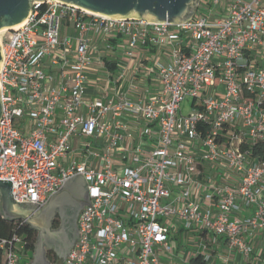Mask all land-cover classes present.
<instances>
[{
    "label": "built area",
    "instance_id": "2783aa9c",
    "mask_svg": "<svg viewBox=\"0 0 264 264\" xmlns=\"http://www.w3.org/2000/svg\"><path fill=\"white\" fill-rule=\"evenodd\" d=\"M7 32L0 179L39 207L73 177L88 185L92 205L63 264H163L173 231L206 236L189 264L199 254L211 264L220 242L263 256L264 160L253 147L264 140V0H200L177 24L35 0ZM111 37L122 60L97 54L112 49ZM149 46L160 53L134 61ZM95 63L103 93L89 90ZM0 248L1 264L28 253L18 233Z\"/></svg>",
    "mask_w": 264,
    "mask_h": 264
},
{
    "label": "water",
    "instance_id": "95a60500",
    "mask_svg": "<svg viewBox=\"0 0 264 264\" xmlns=\"http://www.w3.org/2000/svg\"><path fill=\"white\" fill-rule=\"evenodd\" d=\"M35 0H0V31L12 29L23 23L29 16ZM43 1V0H37ZM87 9L89 11L112 17H136L155 22L174 24L188 21L197 12L200 0H60ZM2 50L0 43V67ZM3 102L0 90V120ZM82 174L69 179L61 189L53 193L42 207L34 202H19L14 199L13 182L0 179V216L10 221H25L38 232L34 260L31 264H52L47 260V248H57L66 244L71 251L79 238L72 240L69 227L71 217L77 204H91L88 185ZM85 205V206H86ZM61 218L58 228L53 227L55 217ZM77 216L75 219V229ZM58 249V248H57ZM64 260L69 255V252Z\"/></svg>",
    "mask_w": 264,
    "mask_h": 264
},
{
    "label": "crops",
    "instance_id": "0c3cea01",
    "mask_svg": "<svg viewBox=\"0 0 264 264\" xmlns=\"http://www.w3.org/2000/svg\"><path fill=\"white\" fill-rule=\"evenodd\" d=\"M70 32H73V31L71 30ZM110 43L112 45L111 50L104 51L102 46H98L97 54L98 53H105V54L107 53L109 55V57H112L114 59L120 58L122 60V57H124V55L122 56L123 43L121 42L120 38L111 37ZM159 53H160L159 49H157L155 47H152V46L151 47L150 46L145 47V48H142L139 52H137L135 54L136 56L134 58V61L138 60V58L140 60L141 59L146 60L149 57H152L153 55H157ZM97 54L95 55L96 57H98ZM103 59L104 60H101V63L103 61V64H106L108 59H105V57H103ZM101 63H95L93 65L92 69L90 70V78L93 80V83H89V88H90L89 90L96 89L100 93H103V91H104L103 84H104L105 78H103L104 75H103L102 70H101V67H102ZM118 66H119V64H118ZM113 71L116 72V69ZM96 80H97V83L94 82ZM246 214H243V215H246ZM198 236L201 237V239L203 238L206 241L205 235L202 234L201 236L200 235H198ZM180 237H182L181 232H176V231L172 232V239L174 242L177 241L178 238L180 239ZM255 247H256V250L263 251V256L262 257H255L252 260V259L245 258L241 254H239L237 251H230L225 243L220 242L219 244L214 245L212 250H211V253L213 255V262L211 264H261L260 262L264 258V233L262 231H259V236H258V238H256ZM34 257H35L34 252L28 251V253L26 254V256L23 259V264H31V262L34 260ZM165 258H167V257L163 256L161 258L163 261V264H165L164 262L167 261ZM62 264H63V262H62Z\"/></svg>",
    "mask_w": 264,
    "mask_h": 264
},
{
    "label": "trees",
    "instance_id": "16d2710c",
    "mask_svg": "<svg viewBox=\"0 0 264 264\" xmlns=\"http://www.w3.org/2000/svg\"><path fill=\"white\" fill-rule=\"evenodd\" d=\"M106 63L108 64L109 62L107 61ZM109 65L111 64L109 63ZM253 154L261 160H264V140L258 141L256 145H254ZM58 223L59 220L56 221V226H58ZM14 233H18L23 236L27 251H35L38 232L23 221H10L6 220L3 216H0V241L3 238H11ZM2 254V249L0 248V264L2 263ZM190 264L210 263L205 260L204 255L199 254L192 257Z\"/></svg>",
    "mask_w": 264,
    "mask_h": 264
},
{
    "label": "rangeland",
    "instance_id": "374dc122",
    "mask_svg": "<svg viewBox=\"0 0 264 264\" xmlns=\"http://www.w3.org/2000/svg\"><path fill=\"white\" fill-rule=\"evenodd\" d=\"M204 2L206 0H203ZM200 9H204V4L201 5ZM209 10V8H208ZM9 33L6 31L2 32L0 36L8 35ZM65 34V31L63 32ZM162 63H167L165 58H162ZM183 113L187 114L190 112V104L189 101H185L183 103ZM31 124V121H30ZM203 240L194 232H185L183 237L178 238L175 241V251L173 255H168L169 257L165 258L167 261L165 264H189L190 255L193 253L192 251L196 249L200 241Z\"/></svg>",
    "mask_w": 264,
    "mask_h": 264
},
{
    "label": "flooded vegetation",
    "instance_id": "af4514ba",
    "mask_svg": "<svg viewBox=\"0 0 264 264\" xmlns=\"http://www.w3.org/2000/svg\"><path fill=\"white\" fill-rule=\"evenodd\" d=\"M85 205L86 204H84L83 206L77 204L76 210L73 213L75 215H73L71 217V222L69 223V227H71V229H73V232L70 233L72 240H76L78 237V218H79L81 211L85 207ZM76 216H77V223H76V229H75L74 223H75ZM57 220H59V223L57 224L58 226H56ZM60 224H61V218L59 216L55 217L53 220V227L58 228L60 226ZM57 248H55V247L47 248V251H46L47 260L49 262H51L52 264H62V262H64V258L68 254V251H70L68 249V247L66 246V244H64V243H61L59 246H57Z\"/></svg>",
    "mask_w": 264,
    "mask_h": 264
},
{
    "label": "bare ground",
    "instance_id": "6f19581e",
    "mask_svg": "<svg viewBox=\"0 0 264 264\" xmlns=\"http://www.w3.org/2000/svg\"><path fill=\"white\" fill-rule=\"evenodd\" d=\"M9 28H4V29H2L1 31H0V34L2 33V32H6L7 30H8Z\"/></svg>",
    "mask_w": 264,
    "mask_h": 264
}]
</instances>
